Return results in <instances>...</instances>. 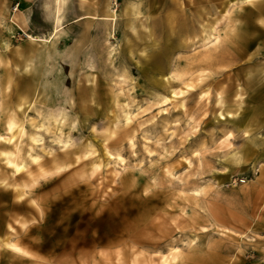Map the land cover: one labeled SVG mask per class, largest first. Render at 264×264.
Segmentation results:
<instances>
[{"label":"rangeland","instance_id":"obj_1","mask_svg":"<svg viewBox=\"0 0 264 264\" xmlns=\"http://www.w3.org/2000/svg\"><path fill=\"white\" fill-rule=\"evenodd\" d=\"M166 257L264 264V0H0V264Z\"/></svg>","mask_w":264,"mask_h":264},{"label":"bare ground","instance_id":"obj_2","mask_svg":"<svg viewBox=\"0 0 264 264\" xmlns=\"http://www.w3.org/2000/svg\"><path fill=\"white\" fill-rule=\"evenodd\" d=\"M58 1V3H59V6H61L62 4H63V2H64V0H57ZM247 1H249V0H247ZM181 92H182V90H181ZM175 94V93H174ZM169 98H171V97H168V99ZM16 122V121H15ZM7 123V122H6ZM9 123V122H8ZM13 123H9L8 124V131H10V132H12L13 131V125H12ZM20 128V127H19ZM9 140H10V138H9ZM13 166H14V168H15V170L16 171H18V170H20L21 169V167L23 166V164H22V162L21 161H18V160H15L14 162H13ZM173 255V254H172ZM173 257V256H172ZM167 261H168V258L166 257V258H164L163 259V263L165 264V263H167ZM171 260H169V262H170Z\"/></svg>","mask_w":264,"mask_h":264},{"label":"snow or ice","instance_id":"obj_3","mask_svg":"<svg viewBox=\"0 0 264 264\" xmlns=\"http://www.w3.org/2000/svg\"><path fill=\"white\" fill-rule=\"evenodd\" d=\"M245 135H247V134H245Z\"/></svg>","mask_w":264,"mask_h":264}]
</instances>
